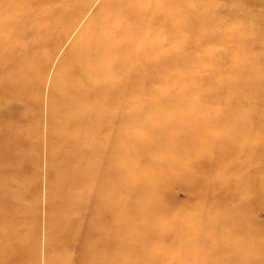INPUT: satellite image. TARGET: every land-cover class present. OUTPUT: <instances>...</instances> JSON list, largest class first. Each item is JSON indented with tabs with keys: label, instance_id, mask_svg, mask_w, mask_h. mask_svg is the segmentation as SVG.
<instances>
[{
	"label": "rangeland",
	"instance_id": "374dc122",
	"mask_svg": "<svg viewBox=\"0 0 264 264\" xmlns=\"http://www.w3.org/2000/svg\"><path fill=\"white\" fill-rule=\"evenodd\" d=\"M110 1L0 0V16L6 6L14 10L1 27L28 63L11 121L23 159L18 179L0 177V208L15 212L11 228H1L16 234L4 249L14 247L21 264H84L85 253L109 264H258L264 0H196L191 10H205V22L191 25L175 13L139 30L133 41L142 36L153 50L121 75L127 83L100 117L109 131L82 133L81 150L93 149L82 162L53 98L67 78L68 54ZM168 28L176 29L173 41ZM8 65L0 60V89ZM109 211L111 231L92 240Z\"/></svg>",
	"mask_w": 264,
	"mask_h": 264
},
{
	"label": "bare ground",
	"instance_id": "6f19581e",
	"mask_svg": "<svg viewBox=\"0 0 264 264\" xmlns=\"http://www.w3.org/2000/svg\"><path fill=\"white\" fill-rule=\"evenodd\" d=\"M115 2L117 6H114ZM186 2L188 0H111L107 10L98 16L91 27L83 33L81 39L68 54L70 65L66 73L67 78L61 81V93L53 98L54 105L59 108L61 116L67 121L66 133L71 137L74 147L81 150V135L83 132H88V129L92 128L95 133H98L100 128L104 129L103 132L109 131L106 124L108 118L100 119V117L109 112L107 110L111 108L116 98L114 96L116 89L125 87L127 79L121 75L125 70H128L133 61L142 59L149 50H153L148 49V43L142 40L141 35V38L133 41L139 35V30H144L147 25L156 27L175 13L191 25L193 22H205L208 19L205 10L199 12L191 10L192 7H197L196 0H191V5ZM182 6H185V11H181ZM12 11L14 12L12 7L6 6L0 16V60L9 62L1 81V86L5 88L1 87L2 89H0V177L3 178L2 175L5 174V178L16 179V166L23 157L21 150L18 151V148L13 144L12 134L16 132V127L11 121L14 122L17 118L18 106L22 105L20 99H17L16 91H24L25 85L21 80L26 77L28 63L26 62L27 53L16 51L14 37L5 34V30L1 27L3 26L1 22L5 17H9ZM147 15L154 16L148 23ZM191 25L188 28H192ZM168 29L173 32L172 38H170V41H173L176 29ZM185 34L189 33L185 32ZM135 49L137 50L135 51ZM260 104V106L264 105V101ZM8 121L12 124H8ZM82 147L80 157L84 162L93 149H89L84 144ZM109 147V144L103 146L105 155L110 153ZM107 163H110L108 155ZM109 167L107 165L106 171ZM148 178L144 176L139 181L138 201L147 197L149 186L146 181ZM86 179L90 181L88 176ZM104 179L107 181V173L103 175L102 180L104 181ZM133 185H135L134 182ZM3 188L1 186L0 190ZM15 192L13 199L17 200V191ZM142 202L141 204H143ZM14 213L10 209V204H4L0 208V234L3 235H0V264H21L24 258L16 253L14 247L10 246L4 249L8 243V245H12L11 241L16 238L15 233L8 230L1 231L3 226L11 228L10 224L13 219L9 220L7 217L8 215L13 216ZM110 215V211L106 215H99V222L107 221V223L101 224L103 229H97L92 240H98V231L102 232L101 234L111 231L112 226L109 224L112 219L110 220ZM258 256H260L258 260H263L264 250ZM89 257V254L85 253L84 258L88 259V262L84 264H109L108 258L98 262L97 256L94 255L90 262Z\"/></svg>",
	"mask_w": 264,
	"mask_h": 264
}]
</instances>
